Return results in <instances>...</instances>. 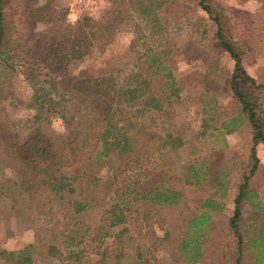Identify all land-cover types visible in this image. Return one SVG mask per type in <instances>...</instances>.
<instances>
[{
  "label": "rangeland",
  "instance_id": "374dc122",
  "mask_svg": "<svg viewBox=\"0 0 264 264\" xmlns=\"http://www.w3.org/2000/svg\"><path fill=\"white\" fill-rule=\"evenodd\" d=\"M20 1L10 0L9 4ZM96 1L97 10L91 15L75 0H51L57 14L70 23L85 14L95 20L103 17L105 22L104 45L95 48L84 61L73 59L67 71L76 74L91 67L90 73L97 75L104 68L117 93L112 99L113 108L124 86L140 87L142 94L134 101L124 98L119 102L125 113L119 123L124 125L132 147L124 154L125 160L134 168L132 159L159 142L156 160L146 164L150 168L158 166L157 177L148 179L156 177L157 185L178 191L179 199L175 204L140 200L150 185H137L124 173L125 162L119 166L120 159L112 162L105 157L94 172L101 176L100 184L111 178L113 191L93 218L104 223L109 234L98 237V243L87 237L79 246H64L59 233L70 217L69 198L60 201L46 194L27 204V198L18 194L15 161L2 147V134L24 129L33 111L29 108L33 82H24L21 68L11 67L9 59L2 55L0 250L10 254L0 255V264H28L18 256L26 247L25 254L32 260L29 264H253L255 248L246 247L259 230L264 231V145L257 147L259 161L249 177L247 198L240 201L236 232L230 218L242 177L254 164L250 156L252 130L231 91L233 59L218 43L216 24L195 0H118L116 10L109 9L110 0ZM211 4L222 15L244 67L264 84V0H211ZM17 18L16 12L10 24L14 45L10 54L17 56L15 62L26 60L28 68L29 54L15 47V42L25 41ZM37 25L40 29L44 23ZM45 72L49 70L44 68L40 73L37 69L35 78H58L45 76ZM42 85L55 111L42 120L43 132L57 149L66 152L76 126L67 124L61 115L68 118L75 112L77 116L79 104L52 89L50 82ZM146 101L158 104V108L147 106ZM259 106L264 113V91ZM142 131L151 138L142 136ZM73 170L71 166L62 169L67 174ZM119 189H125L123 199L128 202L122 210L124 221L107 228L106 211L114 200L120 202ZM206 198L222 209L202 207ZM203 211L209 213V223L199 230L189 229L188 220ZM182 240H187V249ZM79 248L83 251L79 260L68 258L70 250Z\"/></svg>",
  "mask_w": 264,
  "mask_h": 264
},
{
  "label": "trees",
  "instance_id": "16d2710c",
  "mask_svg": "<svg viewBox=\"0 0 264 264\" xmlns=\"http://www.w3.org/2000/svg\"><path fill=\"white\" fill-rule=\"evenodd\" d=\"M110 1L112 4L109 9L116 10L120 1ZM195 1L216 24L215 35L218 43L233 59V69L229 79L231 91L239 101L252 130L250 156L254 164L248 170V174L242 177L238 193L233 200L234 208L230 218L233 230L237 232L241 217L240 201L247 198L249 177L255 172L259 161L257 147L260 144L264 145V113L259 108L264 84L257 82L244 67L241 54L234 48L232 36L228 33L223 17L212 6L211 0ZM9 3L10 0H0V56L5 55L11 67L16 65L21 68L19 73L24 82L28 80L33 82L29 103V108L33 111H30L27 118L31 119L27 121L24 129L16 128L6 136L2 134L4 138L2 147L8 151L9 157L16 164L15 182L19 186L20 198L24 196L27 198V204H30L33 201L37 202L46 194H53L60 198V201L67 196L70 217L66 218L64 228L59 234L62 236V244L70 248L79 246L87 237L97 242L98 237L102 239L104 235L109 234L108 229H104V223L97 222L93 218L94 214L104 206L103 203L108 198L109 192L113 191L111 178L100 184L101 176L94 172L104 163L105 157L112 162L120 159L119 166H123L125 162L124 173L137 185L143 182L150 185L148 191L140 195V200H149L155 204L177 203L178 191L156 184L158 166L150 168L146 165L156 160L154 154L159 142L154 143L151 150H145L137 158L132 159L135 163L134 168L129 167L125 160L124 154L132 147L124 132V125L119 123L121 116L124 117L125 114L119 102L124 98L134 101L142 94L140 87L136 84L124 86L123 91L118 93V101L113 108L112 99L117 93L111 75L104 68H101L97 75L90 73L91 67H86L76 74L67 71L73 59L84 61L93 54L95 48H101L107 41L103 31L105 23L103 17L95 20L85 14L75 23H70L64 16L57 14L51 0H22L19 4ZM16 12L17 21L24 30L21 37L25 38V41L22 44L15 42V47L29 54L31 62L28 68L26 60L19 59L20 62L19 60L15 62L17 56L10 54L14 50L13 40L10 39V24ZM37 23H44V26L37 29ZM44 68L49 72L43 75H57L58 78H51L50 81L36 79V70L41 73ZM47 82H50L52 89L62 92L63 97L67 95L72 99L71 101L74 100L79 104L77 116L75 112L70 113L68 118L61 115L67 124L74 123L76 126L66 152L57 149L42 129L45 117L55 114L54 103L47 101L49 96L43 89L42 84ZM150 99L153 100L152 97ZM146 105L158 108V104L151 101H146ZM142 132V136L151 138L148 132L147 135ZM114 155L116 158H113ZM70 166L75 167L72 174L62 171L63 168ZM154 175H156L154 179H148ZM124 181H127L126 177ZM124 192L125 189H119L120 202L114 200L111 208L106 211L107 228L124 221L122 210L128 203L123 199ZM15 201L17 203V200ZM201 206L212 210L222 209V206H218L208 198ZM145 216L147 217L146 214ZM210 219L209 213L203 211L190 218L187 226L189 229L199 230L205 227ZM248 242L246 249H249L250 245L255 248L253 264H264V231L259 230L257 237ZM182 245L187 249V240H182ZM195 246H198L197 242ZM26 249L27 247L20 250L18 256L21 262L29 264L32 260L28 254H25ZM2 254L9 255L10 252L2 249L0 255ZM82 256L83 251L80 248L70 250L68 254V258L74 260H79Z\"/></svg>",
  "mask_w": 264,
  "mask_h": 264
},
{
  "label": "built area",
  "instance_id": "2783aa9c",
  "mask_svg": "<svg viewBox=\"0 0 264 264\" xmlns=\"http://www.w3.org/2000/svg\"><path fill=\"white\" fill-rule=\"evenodd\" d=\"M75 1L78 5L88 9V11L91 15H92V13H94L95 10H97V1L96 0H75Z\"/></svg>",
  "mask_w": 264,
  "mask_h": 264
}]
</instances>
